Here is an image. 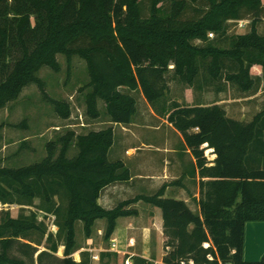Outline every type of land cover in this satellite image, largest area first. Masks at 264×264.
<instances>
[{
	"label": "trees",
	"instance_id": "16d2710c",
	"mask_svg": "<svg viewBox=\"0 0 264 264\" xmlns=\"http://www.w3.org/2000/svg\"><path fill=\"white\" fill-rule=\"evenodd\" d=\"M262 12V0H0V110L36 84L57 116L68 119L69 104L49 99L37 74L43 67L58 72L57 56L78 57L88 76L79 89L85 115L109 123L86 134L66 131L47 144L38 163L0 166V205L19 207L16 217L0 210V264H35L34 256L42 264L47 254L58 264H92L87 252L78 262L71 257L80 248L76 224L88 239L96 221L104 220L106 243L117 219L137 214L130 206L139 201L161 212L168 249L162 264H264V257L242 259L245 224L264 223V106L248 122L227 118L217 101L165 106L170 81L215 95L227 86L244 97L255 95L264 83V34L256 28ZM247 18L249 32L227 36L229 21ZM253 69L261 76H253ZM136 94L180 135L181 149L194 161L192 175L206 179L199 183V212L165 198V186L112 209L98 204L106 187L130 178L108 153L112 126H128L137 115ZM208 150L215 156L211 166ZM34 201L43 219L55 218V234L27 211ZM59 246L63 258L54 257ZM111 257L100 253L99 264H110ZM133 264L149 263L134 258Z\"/></svg>",
	"mask_w": 264,
	"mask_h": 264
},
{
	"label": "rangeland",
	"instance_id": "374dc122",
	"mask_svg": "<svg viewBox=\"0 0 264 264\" xmlns=\"http://www.w3.org/2000/svg\"><path fill=\"white\" fill-rule=\"evenodd\" d=\"M192 16L193 12L190 11L187 13L188 18ZM250 21L251 18L240 21H229L227 23L226 30L227 36L245 34L249 32ZM239 22H242L241 25ZM256 28L260 34H264V12H262L259 17ZM210 38H214V35L210 36ZM57 61L59 64L58 72H54L49 68L43 67L38 72L37 77L43 82L44 92L49 99L69 104L71 109L70 117L65 120L59 118L54 111L53 105L48 100L43 98L41 91L36 84H31L24 88L17 100L9 103L6 108L0 110L1 167L19 168L40 162L47 155V144L57 141V139L64 135L66 131H73L76 135H78L86 134L91 131H99L109 126L106 124V119L104 117L98 120H91L85 115V106L82 100L83 93L79 92V89L88 80L85 63L78 57H73L67 61L64 57L57 56ZM252 75L256 76L255 74ZM261 90L264 91V84L261 85ZM261 94L264 95V92ZM218 96L219 95H215L210 91H193L191 88L184 87L176 82L170 81L169 93L166 98L167 104L165 106L174 101L186 105H193L196 102L209 105L216 101L218 102ZM220 96L227 101L239 100L244 97L242 94L236 92V90L231 86H227L226 91L221 93ZM135 97L137 100V115L135 120L137 123L139 122L142 125H133L132 128L140 126H144L145 128L141 135H139V140L146 143H155L160 146H174L178 142L179 138L170 126L167 125L165 118L162 115L156 114L154 110L155 116L150 115V113L147 112L148 108H146V104L143 102L142 96L136 94ZM260 98H255L252 101L257 105L255 107L256 109H254V106H251V109H254V112L258 110L260 111L262 104H264V102H262L261 106L258 107L259 104H257L256 101ZM231 105H235V108L240 111L242 102L240 100L232 103ZM236 116H239V118L243 121H247L253 115L250 113L249 115ZM148 127H157L159 130L156 132H150L147 129ZM115 129H118V127H115ZM124 144H139V141L132 139L131 137H126L124 139ZM74 153L75 149L71 147L68 156L71 157ZM133 195L134 194H131L130 190H127L125 198L133 197ZM37 204L38 201H34L33 207H26L27 211L31 210L36 213L37 220L44 221L47 231L55 234L57 231L55 218L49 215L46 216L47 218L43 219V212L35 208ZM141 204L142 203L137 205L141 207ZM1 209L9 210L12 217H16L19 213V207L17 206L7 207L0 205V210ZM156 210L160 213L158 208H156ZM140 219L141 221H139V223L150 226L155 223V220L158 219L159 221L158 215L155 216V213H153L150 217V219H152L151 224L148 223L149 217L147 215H141ZM121 221L122 220L118 221L117 225H119ZM152 227L155 229L154 226ZM75 231L78 246L85 247V249L98 248L99 243L101 245V241L103 242V233L101 234L102 236H100L101 238L97 239L96 237L98 236L96 231L93 232V238L95 240L90 238L85 239L82 233L81 223L76 224ZM30 239L35 242L39 239V237L35 235ZM145 245L146 247L148 246L149 253L151 255L156 254V241L153 234L150 235L149 242ZM103 246H105V242L102 244V248L104 249ZM142 248L143 245L139 236L138 250L141 251ZM37 249L38 251H43V245ZM82 252H87L90 255L89 250ZM13 254L21 257L17 252H13ZM160 254L161 249L159 250L158 247L157 258L160 257ZM54 257L63 258V247H58ZM71 257L76 262L80 261V257L77 256V252L72 254ZM34 261L35 264H37L36 256H34ZM42 264H58V262L56 259L47 254L42 258ZM92 264H99V262H92ZM110 264L121 263L119 259L111 257Z\"/></svg>",
	"mask_w": 264,
	"mask_h": 264
},
{
	"label": "crops",
	"instance_id": "0c3cea01",
	"mask_svg": "<svg viewBox=\"0 0 264 264\" xmlns=\"http://www.w3.org/2000/svg\"><path fill=\"white\" fill-rule=\"evenodd\" d=\"M262 3H264V0H262ZM251 74L260 76L261 71L259 69H253ZM262 92L264 91L261 90L260 86L255 95L229 101L221 98L219 94L220 97L218 96L219 99L217 104L224 109L227 118L243 121L236 115L244 116L251 113V115L254 116L258 113L259 110L254 112L257 105L252 101L262 96L256 101L257 104H259L258 107H260L261 103L264 102V95L261 94ZM142 100L146 104V108H148L147 112L155 116L153 109L145 102L143 97ZM240 100L242 105L240 106V111H238L235 105L231 104ZM251 106H254L253 110ZM262 106H264V104H262ZM252 117L243 122L250 121ZM106 124L109 125L107 122ZM133 125L142 124L139 122L137 123L134 119L133 123L128 126L113 125L114 143L108 153V159L110 161H120L124 164L129 171L130 178L126 182H119L106 187L98 199V204L105 209H112L119 203L137 196L152 195L161 187L165 186V198L184 201L193 212H199V183L200 181H206V179H201L197 171H195L194 176L192 175L194 161L188 150L184 151L181 149L179 145L181 139L180 135L167 123L179 139L172 147L160 146L155 143H146L139 140L138 137L145 128L144 126L132 128ZM115 127H118V129H115ZM147 129L150 132L159 130L157 127H148ZM126 137L138 140L139 144L125 145L124 139ZM206 157L209 162L208 166H211L215 158V156L211 154V150L206 152ZM127 190H130L131 194H134L133 197L125 198ZM140 203H142L141 207L137 205ZM130 209H134L137 214L131 217L117 219L115 230L108 242H106L107 244L105 243V246H103L104 249H107L109 241L113 240L117 243L119 253L110 254L115 259H119L121 264H123L124 259L128 255L132 256V261L134 258H140L146 260L149 264H162V258L168 249H164L165 238L162 230L161 212L158 213L155 207L141 201L132 204ZM153 213H155V216L158 215L159 221L157 219L154 224H151L152 219H150V217ZM141 215H147L149 217L148 223L151 224V226L139 223V221H141ZM120 220L122 221L119 226L117 224ZM152 226H154L155 229H153ZM104 228V220L96 221L94 231L97 232V239L101 238L100 236L102 235H99V233L102 234ZM151 233L154 235L156 241L155 255H151L148 246L146 247L145 245L146 243L148 244L150 235H152ZM139 236L143 245L141 251L138 250ZM90 239H94L93 234ZM103 243L104 241H101V245L99 243L98 248L85 249V247H80L76 251L77 256L79 257V254L85 250H104L102 248ZM158 247L159 250L161 249L159 258H157ZM262 257H264V223H246L244 226L242 259L246 262H256L260 261Z\"/></svg>",
	"mask_w": 264,
	"mask_h": 264
},
{
	"label": "built area",
	"instance_id": "2783aa9c",
	"mask_svg": "<svg viewBox=\"0 0 264 264\" xmlns=\"http://www.w3.org/2000/svg\"><path fill=\"white\" fill-rule=\"evenodd\" d=\"M240 25L242 22H239ZM212 36V34L209 35V37ZM99 235H101V233H99ZM210 244H203V248L204 249H207L209 248ZM90 252V261L91 263L92 262H99L100 260V253L102 252H106V253H119L118 251V247H117V243L115 241H109V245L107 247V249H104V250H89ZM208 260L209 261H212L213 258L208 255L207 256ZM123 264H133V261H132V256L131 255H128L124 261H123ZM179 264H194L192 261H188V262H185V261H181ZM210 264V263H209ZM218 264H221L220 262H218Z\"/></svg>",
	"mask_w": 264,
	"mask_h": 264
}]
</instances>
